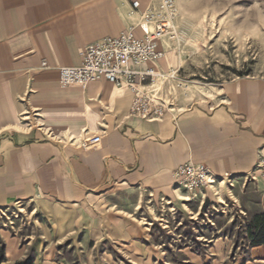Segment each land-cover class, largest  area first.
Listing matches in <instances>:
<instances>
[{
  "label": "crops",
  "instance_id": "obj_1",
  "mask_svg": "<svg viewBox=\"0 0 264 264\" xmlns=\"http://www.w3.org/2000/svg\"><path fill=\"white\" fill-rule=\"evenodd\" d=\"M132 1L0 0V208L38 202L55 227L47 242L37 238L29 247L1 232L0 264L29 249L32 264H70L56 258V243L76 230L94 232V206L109 189L168 187L188 161L234 181L264 156V79H238L212 100L151 121L131 115L133 93L106 80L58 84L59 67L79 65L86 45L126 28ZM169 42L162 41L165 56L156 64L165 73L173 67ZM84 133L99 134L100 143L79 148ZM206 202L202 194L199 208ZM124 234H114L119 257L105 249L96 257L97 240H81L80 264H168L137 230ZM232 249L231 239L215 237L203 253H184L191 264H264V244L237 255Z\"/></svg>",
  "mask_w": 264,
  "mask_h": 264
},
{
  "label": "rangeland",
  "instance_id": "obj_2",
  "mask_svg": "<svg viewBox=\"0 0 264 264\" xmlns=\"http://www.w3.org/2000/svg\"><path fill=\"white\" fill-rule=\"evenodd\" d=\"M176 5V36L168 50L172 76L155 86L156 96L167 108L212 100L222 87L238 79H264V0H177ZM103 193L93 209L94 232L76 230L58 240L56 258L80 264L86 249L80 241L87 238L97 240L96 257L104 249L123 256L114 234L127 236L135 230L139 241L154 244L168 264H191L184 249L203 253L215 237L231 239V255H237L250 244L249 223L264 213V180L252 173L234 181L218 177L197 195L184 190L175 178L165 188L136 184ZM202 194L207 202L199 208ZM53 225L38 202L0 208L3 261L1 232L29 247L37 238L47 242ZM30 254L34 261L29 249L14 264Z\"/></svg>",
  "mask_w": 264,
  "mask_h": 264
},
{
  "label": "built area",
  "instance_id": "obj_3",
  "mask_svg": "<svg viewBox=\"0 0 264 264\" xmlns=\"http://www.w3.org/2000/svg\"><path fill=\"white\" fill-rule=\"evenodd\" d=\"M176 1L148 0L143 6L138 0L132 1L127 12L132 21L126 28L117 36H107L86 45L79 65L59 67L58 84L85 88L91 82L106 80L133 93L131 115L149 121L161 119L171 108L156 96L155 86L171 77L172 72H161L156 64L165 56L162 41H171L176 36ZM42 66L47 64L43 62ZM100 141L99 134L84 133L77 146L86 150ZM251 173L264 180V156L258 159ZM173 176L192 195L211 186L219 177L205 164L192 161L180 164ZM221 178L228 179L227 175Z\"/></svg>",
  "mask_w": 264,
  "mask_h": 264
},
{
  "label": "trees",
  "instance_id": "obj_4",
  "mask_svg": "<svg viewBox=\"0 0 264 264\" xmlns=\"http://www.w3.org/2000/svg\"><path fill=\"white\" fill-rule=\"evenodd\" d=\"M247 236L250 241V245L264 244V213L257 214L248 225ZM3 251L0 250V262L3 261ZM33 257L28 255L26 258L17 261L15 264H32Z\"/></svg>",
  "mask_w": 264,
  "mask_h": 264
}]
</instances>
